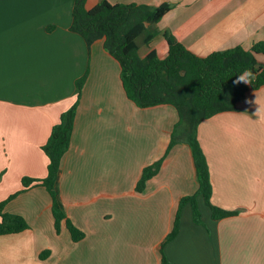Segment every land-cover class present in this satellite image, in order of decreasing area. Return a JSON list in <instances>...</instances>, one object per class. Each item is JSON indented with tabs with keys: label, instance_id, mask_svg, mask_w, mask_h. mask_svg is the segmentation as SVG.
Segmentation results:
<instances>
[{
	"label": "crops",
	"instance_id": "obj_1",
	"mask_svg": "<svg viewBox=\"0 0 264 264\" xmlns=\"http://www.w3.org/2000/svg\"><path fill=\"white\" fill-rule=\"evenodd\" d=\"M75 1L0 0V203L17 194L3 213L29 225L0 236V264H162L159 247L179 202L198 190L189 147L177 143L146 189L138 193L136 186L143 169L166 154L179 114L170 105L141 109L127 98L120 64L104 41L89 50L70 31ZM102 1L89 0L87 8ZM105 1L171 6L155 25L161 39L141 57L152 50L167 56L165 31L199 57L264 41V0ZM258 60L264 63V56ZM87 69L57 186L65 215L85 235L74 242L64 222L57 233L47 190L23 191L22 180L47 177L42 147L76 103V82ZM198 137L212 203L239 214L214 220L198 197L202 224L185 205L164 255L173 264H264V88L251 90L238 111L202 122Z\"/></svg>",
	"mask_w": 264,
	"mask_h": 264
},
{
	"label": "trees",
	"instance_id": "obj_2",
	"mask_svg": "<svg viewBox=\"0 0 264 264\" xmlns=\"http://www.w3.org/2000/svg\"><path fill=\"white\" fill-rule=\"evenodd\" d=\"M89 0H76L70 31L81 36L89 50L97 41H104V49L120 64L121 81L127 98L141 109L170 105L179 114L171 143L166 154L143 169L136 191L142 193L149 180L155 177L171 149L180 141L190 150L198 190L192 196L183 197L174 220L173 229L160 245L162 264H173L165 255L164 247L177 236L180 229L181 211L185 205L192 208L195 223L202 224L198 197H202L212 212L214 220L234 217L238 211H227L212 203L213 185L207 157L198 137L202 122L224 112H236L253 90L264 88V63L258 60L264 56V41L251 49L238 46L220 50L206 57L189 51L169 31L162 35L168 46V53L161 59L157 51L140 56V44L149 45L160 33L155 29L171 10L164 3L158 7L137 4L113 5L102 1L88 9ZM50 32L53 27H48ZM245 69L251 70V83H235L237 76ZM89 69L76 82L78 99L64 112L53 128L47 143L42 147L49 159L48 174L44 179L23 178V191L35 186L44 187L52 199V213L55 228L60 233L64 222L74 242H80L84 233L65 215L58 196V181L61 162L70 148L75 128L82 90L87 81ZM17 194L0 203V236L18 234L29 229L27 222L18 215L4 214L6 205ZM48 252L41 255L45 258Z\"/></svg>",
	"mask_w": 264,
	"mask_h": 264
},
{
	"label": "clouds",
	"instance_id": "obj_3",
	"mask_svg": "<svg viewBox=\"0 0 264 264\" xmlns=\"http://www.w3.org/2000/svg\"><path fill=\"white\" fill-rule=\"evenodd\" d=\"M254 78L253 73L251 70L245 69L243 72H241L237 79L235 80V83H251L252 79Z\"/></svg>",
	"mask_w": 264,
	"mask_h": 264
},
{
	"label": "rangeland",
	"instance_id": "obj_4",
	"mask_svg": "<svg viewBox=\"0 0 264 264\" xmlns=\"http://www.w3.org/2000/svg\"><path fill=\"white\" fill-rule=\"evenodd\" d=\"M161 35V34H160ZM162 36H158L157 40H159V38L161 39ZM156 40V41H157ZM139 44H140V53L143 54L144 51L147 49L146 45L142 44V41L139 40ZM158 44V43H157ZM203 213V212H202Z\"/></svg>",
	"mask_w": 264,
	"mask_h": 264
}]
</instances>
